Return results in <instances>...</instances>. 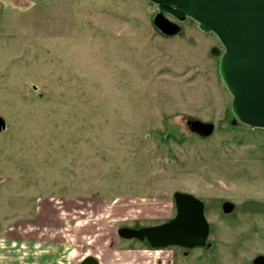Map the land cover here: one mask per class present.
<instances>
[{"label": "rangeland", "instance_id": "374dc122", "mask_svg": "<svg viewBox=\"0 0 264 264\" xmlns=\"http://www.w3.org/2000/svg\"><path fill=\"white\" fill-rule=\"evenodd\" d=\"M156 12L150 0H0V264L264 255V211L243 209L264 202V128L234 121L216 34L190 17L161 34ZM177 191L204 201L210 246L118 234L173 218Z\"/></svg>", "mask_w": 264, "mask_h": 264}, {"label": "water", "instance_id": "95a60500", "mask_svg": "<svg viewBox=\"0 0 264 264\" xmlns=\"http://www.w3.org/2000/svg\"><path fill=\"white\" fill-rule=\"evenodd\" d=\"M157 4L152 18L154 27L164 35L182 31L187 17L197 21L199 29L216 34L224 51L214 46L211 54L220 55L221 78L233 96L234 121L264 128V0H150ZM192 132L207 137L214 131L212 122L188 119ZM6 127L0 116V131ZM176 214L168 221L140 228L121 227L118 234L126 239L146 241L152 248L179 246L187 249L210 246V224L205 203L196 195L174 193ZM223 213L235 205L224 200ZM247 211H264V202L253 199L243 203ZM264 264V255L254 260ZM79 264H99L95 256L84 257Z\"/></svg>", "mask_w": 264, "mask_h": 264}]
</instances>
